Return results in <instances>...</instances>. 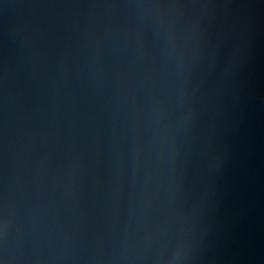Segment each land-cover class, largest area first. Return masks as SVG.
<instances>
[{"label": "water", "instance_id": "1", "mask_svg": "<svg viewBox=\"0 0 264 264\" xmlns=\"http://www.w3.org/2000/svg\"><path fill=\"white\" fill-rule=\"evenodd\" d=\"M0 264H264V213L117 221L0 211Z\"/></svg>", "mask_w": 264, "mask_h": 264}]
</instances>
